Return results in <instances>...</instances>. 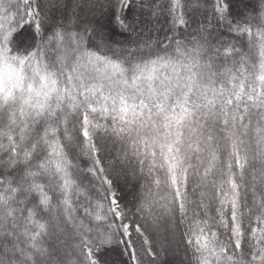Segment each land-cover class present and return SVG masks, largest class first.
Wrapping results in <instances>:
<instances>
[{"label": "snow or ice", "instance_id": "obj_1", "mask_svg": "<svg viewBox=\"0 0 264 264\" xmlns=\"http://www.w3.org/2000/svg\"><path fill=\"white\" fill-rule=\"evenodd\" d=\"M0 264H264V0H0Z\"/></svg>", "mask_w": 264, "mask_h": 264}]
</instances>
